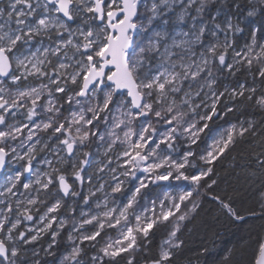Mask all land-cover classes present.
<instances>
[{
  "label": "snow or ice",
  "instance_id": "6c2138e0",
  "mask_svg": "<svg viewBox=\"0 0 264 264\" xmlns=\"http://www.w3.org/2000/svg\"><path fill=\"white\" fill-rule=\"evenodd\" d=\"M245 251L264 264V0H0V264Z\"/></svg>",
  "mask_w": 264,
  "mask_h": 264
},
{
  "label": "trees",
  "instance_id": "16d2710c",
  "mask_svg": "<svg viewBox=\"0 0 264 264\" xmlns=\"http://www.w3.org/2000/svg\"><path fill=\"white\" fill-rule=\"evenodd\" d=\"M217 172L219 174V186L216 189L217 192L228 191L229 193H231L234 186L243 183L242 180L237 178L235 171L228 167L227 161L224 162L223 167L217 168ZM254 198H255V194L251 190H249L244 206L247 207L248 203H251L254 200ZM214 208L215 205H213L210 201L205 202L206 210L208 209L214 210ZM220 223L227 224L226 220H224L223 217H221ZM259 223L260 221L248 219L244 224L240 225L238 228H233L231 226H228L229 230L222 234V238L224 241L228 243V246H231L232 244L240 241L241 238L247 239L249 236V230L251 228H254V226L258 225ZM251 234L254 236L255 232L253 231ZM159 239L160 236L158 235L154 239V243H158ZM200 242L201 241L199 239L195 241V243H200ZM63 244L64 242L61 240V246H63ZM249 258H250V252L248 251L241 253V255L239 256L241 264H248ZM213 259H215V257L210 258L209 264H211V261Z\"/></svg>",
  "mask_w": 264,
  "mask_h": 264
},
{
  "label": "rangeland",
  "instance_id": "374dc122",
  "mask_svg": "<svg viewBox=\"0 0 264 264\" xmlns=\"http://www.w3.org/2000/svg\"><path fill=\"white\" fill-rule=\"evenodd\" d=\"M69 203H71V201H69ZM65 237H66V233H64L61 237V240L65 243ZM43 256V253L41 254Z\"/></svg>",
  "mask_w": 264,
  "mask_h": 264
}]
</instances>
